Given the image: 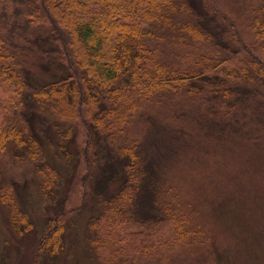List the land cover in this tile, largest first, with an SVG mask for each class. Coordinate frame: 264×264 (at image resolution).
<instances>
[{"label":"trees","instance_id":"1","mask_svg":"<svg viewBox=\"0 0 264 264\" xmlns=\"http://www.w3.org/2000/svg\"><path fill=\"white\" fill-rule=\"evenodd\" d=\"M242 1L251 42L220 0H0V85L9 88L0 98V202L20 236L33 230L18 182L1 185L9 157L32 169L40 194L60 208L46 218L36 264L65 251L69 215L94 199L90 226L103 218L151 228L170 221L181 240L192 238L165 202L172 186L161 161L143 156L145 144L130 128L139 118L153 122L154 110L178 97H200L208 109L171 110L174 119L221 132L242 131L241 113L264 114V0ZM38 61L57 74L41 78L30 65ZM53 162L74 165L67 194ZM78 180L82 205L66 210L63 197Z\"/></svg>","mask_w":264,"mask_h":264},{"label":"rangeland","instance_id":"2","mask_svg":"<svg viewBox=\"0 0 264 264\" xmlns=\"http://www.w3.org/2000/svg\"><path fill=\"white\" fill-rule=\"evenodd\" d=\"M220 2L226 11L234 12L242 38L253 41L254 33L249 27L244 2ZM35 64L43 79L57 74L53 66L30 62L33 69H36ZM8 89L0 85V98ZM168 102L162 111L154 110L153 122L145 123L139 118L131 126L130 136L143 141V156L148 161H161L160 175L172 186L165 202L172 204V212L185 223L184 230L191 233L192 238L181 240L170 221L151 228L137 220L110 226L103 218L98 226H90L98 206L94 199L78 215H69L73 226L67 233L65 251L57 258L42 259L39 264H264L262 110L241 113L247 117L241 119V122L247 120L246 127L239 125L242 131L228 128L221 132L202 126L191 117L174 119L171 110L196 107L194 111L200 114L207 111L208 105L200 97L195 100L178 97ZM51 133L56 140L52 129ZM175 134H179L178 137ZM44 145L45 153L52 157L53 151L47 143ZM53 163L65 176L63 190L67 194L71 185L66 179L74 175V165L64 167ZM3 167L1 185L18 182L16 192L34 228L20 236L11 224L9 209L0 202V264H36L46 218L55 215L60 208L52 206L40 194V181L32 169L9 157L4 159ZM118 186L119 183H113L109 192H114ZM63 201L66 210L82 205L79 180Z\"/></svg>","mask_w":264,"mask_h":264}]
</instances>
